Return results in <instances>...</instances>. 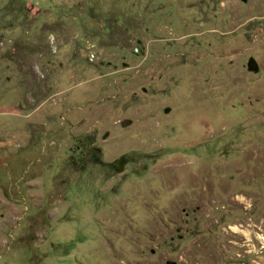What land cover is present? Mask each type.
I'll return each instance as SVG.
<instances>
[{
	"label": "rangeland",
	"instance_id": "1",
	"mask_svg": "<svg viewBox=\"0 0 264 264\" xmlns=\"http://www.w3.org/2000/svg\"><path fill=\"white\" fill-rule=\"evenodd\" d=\"M0 264H264V0H0Z\"/></svg>",
	"mask_w": 264,
	"mask_h": 264
},
{
	"label": "water",
	"instance_id": "2",
	"mask_svg": "<svg viewBox=\"0 0 264 264\" xmlns=\"http://www.w3.org/2000/svg\"><path fill=\"white\" fill-rule=\"evenodd\" d=\"M246 68L248 71H257V65L255 64V61L252 58H249L246 63Z\"/></svg>",
	"mask_w": 264,
	"mask_h": 264
}]
</instances>
